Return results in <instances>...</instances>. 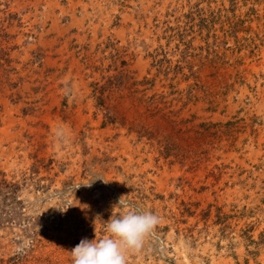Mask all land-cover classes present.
<instances>
[{
  "label": "rangeland",
  "instance_id": "374dc122",
  "mask_svg": "<svg viewBox=\"0 0 264 264\" xmlns=\"http://www.w3.org/2000/svg\"><path fill=\"white\" fill-rule=\"evenodd\" d=\"M121 198L160 218L127 264H264V0H0V264Z\"/></svg>",
  "mask_w": 264,
  "mask_h": 264
},
{
  "label": "clouds",
  "instance_id": "9594fccd",
  "mask_svg": "<svg viewBox=\"0 0 264 264\" xmlns=\"http://www.w3.org/2000/svg\"><path fill=\"white\" fill-rule=\"evenodd\" d=\"M118 204L129 210L103 221L107 233L103 238L81 239L69 251L72 264H127V255L139 251L145 239L154 233L160 223L157 214L131 207L122 198Z\"/></svg>",
  "mask_w": 264,
  "mask_h": 264
}]
</instances>
